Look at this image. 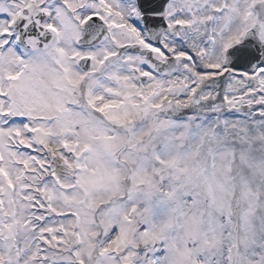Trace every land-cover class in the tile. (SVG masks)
<instances>
[{
    "label": "snow or ice",
    "instance_id": "obj_1",
    "mask_svg": "<svg viewBox=\"0 0 264 264\" xmlns=\"http://www.w3.org/2000/svg\"><path fill=\"white\" fill-rule=\"evenodd\" d=\"M0 264H264V0H0Z\"/></svg>",
    "mask_w": 264,
    "mask_h": 264
}]
</instances>
